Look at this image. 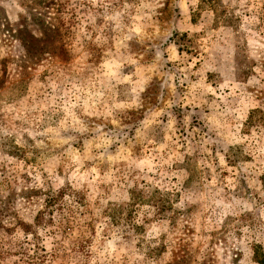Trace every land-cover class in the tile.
Instances as JSON below:
<instances>
[{"label": "rangeland", "instance_id": "obj_1", "mask_svg": "<svg viewBox=\"0 0 264 264\" xmlns=\"http://www.w3.org/2000/svg\"><path fill=\"white\" fill-rule=\"evenodd\" d=\"M44 1L0 0V264H264V0H68L61 40ZM65 185L66 234L7 231ZM133 187L172 209L126 233L103 210Z\"/></svg>", "mask_w": 264, "mask_h": 264}, {"label": "trees", "instance_id": "obj_2", "mask_svg": "<svg viewBox=\"0 0 264 264\" xmlns=\"http://www.w3.org/2000/svg\"><path fill=\"white\" fill-rule=\"evenodd\" d=\"M55 1L56 0H46L43 3L45 6H49ZM66 1L68 0H64L59 4H57L58 2L56 3L55 15L57 16L52 17L56 20V23H50L48 21L51 25H45L47 31L51 32L49 35L50 39L61 40L71 37L72 30L70 31L69 27L72 25L71 18L73 19L74 17L75 9L73 7L68 8L65 5ZM65 14L69 16L66 18V16L64 17ZM44 22L45 20H43V23ZM58 48L60 47L58 46ZM33 192L37 193L38 191L36 190ZM38 193H42L43 198L40 208L33 218V222L25 223L18 220L12 227L7 228V231H11L12 228L18 226L26 236L31 235L32 238H37L35 229L41 226L49 233L60 231L66 234V232L72 228L70 224L75 221V213H81L79 210L81 196L69 185L57 189H47L44 192L40 190ZM145 205L150 206L151 210L155 211L153 212L154 216H163L172 209L168 193L162 192L157 188L149 190L143 187H133L129 190V196L126 201L106 206L103 210V214L109 218L111 224L121 225L124 232H138L143 228V225L138 222V212L141 210V207ZM2 214L3 211L0 210V216ZM148 219L147 215L141 218V220L144 221ZM83 225H85V227L79 232L78 237H76L77 241H75L72 247H69V249L74 252H86L87 245L90 242L89 239L94 232L92 221H88ZM22 242H20V244H22ZM38 244L39 243H35V248L32 250L22 248L20 247L21 245H19L18 253L21 254L20 259H23L22 261L25 262V264H43L46 252L43 247ZM153 249L155 248H150L149 250ZM3 253H8V251L5 250Z\"/></svg>", "mask_w": 264, "mask_h": 264}]
</instances>
